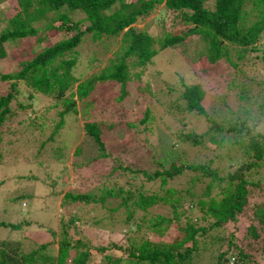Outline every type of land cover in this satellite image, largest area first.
<instances>
[{"label": "rangeland", "instance_id": "obj_1", "mask_svg": "<svg viewBox=\"0 0 264 264\" xmlns=\"http://www.w3.org/2000/svg\"><path fill=\"white\" fill-rule=\"evenodd\" d=\"M214 1L208 0L207 7L213 8ZM16 9L19 10L16 0H0V20L6 23ZM69 17L71 19L63 28L41 29L25 41L8 45V55L0 59V69L14 70L17 64L34 56L41 47L71 37L78 30L77 22L81 21L80 28L91 23L83 11L74 12ZM165 19L170 21L172 17L169 19L168 11L162 4L153 14L133 25L146 26L155 37L166 28L172 31L181 28L179 25L171 27ZM69 25L73 27L68 29ZM121 34L104 36L96 41L92 33L84 35L82 43L77 46L78 62L74 69L81 80L102 71L120 47ZM197 37L161 49L144 68H131L132 77L123 98H120V83L96 81L95 88L84 99L74 97L76 110H67L64 101L66 97H71L70 91L59 98L56 94L49 96L32 90L24 81L16 84L15 95L9 105L13 115L6 121L5 128L0 130V215L7 222L24 219L31 222L22 233L31 239L25 250H30L34 241L37 244L52 242V251L57 253L61 230L71 232L69 237L74 240L83 237L89 240V237H96L99 231L106 242L123 246L135 242L133 244L137 247L144 237L170 243L179 234V227L191 222L207 230L199 233V248L184 264H217L218 255L227 248V236L233 228H210L214 217L204 214L199 208H190L188 203L179 207V216H175L167 203H158L146 210L136 209L135 217L144 214L150 219L164 216L167 220L162 223V233L157 229L137 230L136 225L126 222L131 208L122 203L126 192L108 195L104 201L75 203L67 199L61 204L68 190L100 197L106 195L112 186L117 191L121 186L126 187L129 174L123 169L116 172L123 176H111L107 179L110 181L103 183L108 171L116 164L152 173L159 167V162H163L166 168L173 159L183 163L211 162L218 174L225 176L245 161L246 156L240 144L235 142L236 138L264 134V33L257 40L258 50H249L242 58L238 54L232 56L234 61L239 62L237 67L225 58L210 64L206 56L199 55L202 46ZM190 84H199L204 89L202 103L209 118L179 108L185 104L182 91ZM9 88L10 82L0 79V95ZM147 109L150 117L142 122ZM212 117L223 126L222 131L211 129ZM85 119L106 124L102 133L103 148L92 136L85 135L82 129ZM60 122L62 126L55 132ZM230 126H236L240 131H229ZM191 133L203 134L202 140L195 144L190 137H186ZM78 147L80 151L77 153ZM104 152L108 154L106 160L91 165L92 159ZM78 175L84 179L79 180ZM195 175L196 172L187 170L185 175L168 180L164 187L181 189L194 182V188L202 191L205 184L194 180ZM247 178L262 184L261 188L254 187L249 196L250 206L255 210L264 202V163L248 171ZM147 179L141 170L134 182L138 186L144 184V195L161 190L159 178ZM203 179L208 180L209 177ZM239 220L240 225H235L240 228L235 231L236 242L250 254V259L243 264H264V237L261 235L257 240L246 234L251 222L243 216ZM254 222L263 234L264 227L258 220L254 219ZM17 231L0 227V241L6 240L9 235L13 239L20 237L21 230ZM118 245H112L108 252L115 259L125 258L114 264H127L128 252ZM186 245H191V242ZM3 247L7 248L6 245ZM89 250L92 258L89 264H104L97 247L92 246Z\"/></svg>", "mask_w": 264, "mask_h": 264}, {"label": "trees", "instance_id": "obj_2", "mask_svg": "<svg viewBox=\"0 0 264 264\" xmlns=\"http://www.w3.org/2000/svg\"><path fill=\"white\" fill-rule=\"evenodd\" d=\"M16 1L19 10L11 12L12 16L6 20V23L0 20V23H4L0 28V59L8 55V45H14L19 40L25 41L26 38L41 29L65 27L66 22L71 19L69 15L74 12L83 11L91 23L85 28H80L81 21L77 22L78 30L71 37L41 47L42 49L38 50L34 56L17 64L14 70L2 71L0 69V79L10 82L9 90L0 95V130L5 128L6 121L10 115H13L9 105L14 98V89L19 81H24L32 90L49 96L56 94V97L59 98L64 97L70 91L71 97H66L64 105L67 110L69 108L76 110L77 103L74 97L84 99L91 90L93 91L96 81L120 83V98L125 97L128 92L127 83L132 77L131 68H144L152 62L153 57L161 49L174 47L197 35L199 45L202 46L200 56H206L210 64L225 58L231 61L234 67H237L239 62L234 61L232 56L238 54V57L242 58L245 52L258 50L257 40L264 33V0H215L213 8L207 7L208 0ZM162 4L168 11L169 19L172 17L170 21L165 19V23L170 24L171 27L179 25L180 29L172 31L166 28L160 36L155 37L146 26L133 25L139 19L143 20L153 14L156 8ZM58 21L61 22L59 25ZM72 27L69 25L67 28L71 29ZM89 32L92 33V38L95 41L104 36L122 34L120 47L117 52H114L115 56L109 58L108 64L102 71L81 80V76L78 77L74 70L78 62L79 50H77V46L82 43L84 35ZM204 95L205 91L201 85H187L181 95L185 99L184 107L179 106V108H185L209 118L202 103ZM60 114L63 115L64 112ZM149 117L150 113L147 109L142 122H145ZM211 121L213 122L211 129L223 130V126L214 117L211 118ZM104 125L106 124L103 122L89 119H85L82 123L85 135L92 136L100 148L104 147L102 140ZM61 126L62 122L57 124L55 132ZM228 130L240 131V128L230 126ZM186 137H190L197 144L202 140L203 134L198 136L191 133ZM235 142L240 144V149L243 150L246 159L225 176H220L211 162L183 163L173 159L169 161L170 166L166 168L163 162H159V167L152 173L146 169L116 164L108 171L105 180L115 175L123 176L121 173H116L118 169L127 170L129 176L126 178V187L121 186L117 191L112 186L106 195L100 197L87 192L76 193L68 190L64 193L61 204L65 203L67 199L75 203L104 201L108 195L126 192L122 203L126 207L131 206L126 222L131 226L136 225L135 229L137 230L157 229L162 233L161 230H164L161 227L162 223L167 220L164 216H154L150 219L144 214L135 217L136 209L139 207L146 210L149 206L167 203L172 207L175 216H179V207L188 203L190 208H199L204 214L214 217L210 228H233L227 236V248L220 251L218 255L217 264H243L250 259V254L243 245L236 242L235 231L240 228L235 225H240L239 217H246L251 222L246 234L252 235L257 240H260L261 235L264 237V233L260 234L254 224L255 219L264 227V202L257 205V209L254 210L250 206L249 197L254 187L261 188L262 184L260 181L247 178L248 171L264 163V134L256 133L249 134L246 138L238 137ZM79 151L78 147L76 152ZM107 156L108 154L104 152L97 158H93L91 165L94 166L95 162L105 161ZM141 170L148 177L147 180L159 178L162 191L157 190L153 194L144 195L142 190L144 184L138 186L134 183ZM187 170L196 172L193 179H198L205 184L202 191L198 192L194 188V182L181 189L164 187L168 180L185 175ZM205 177H209V179H203ZM78 179L82 180L84 177L78 175ZM105 180L103 183L110 181ZM80 217L82 218V215ZM30 225L31 222L27 219L20 222H7L0 215V227H10L15 232L21 230L20 237L13 239L9 235L6 240L0 241V264H89L88 261L92 260L89 248L92 246L97 247L98 251L100 250L104 264L120 263L122 259L125 260V258L119 257L115 259L113 254L108 252V248L118 244L106 242L104 236L99 235V231H97L96 237H89V240L83 239L84 237L74 240L69 237L71 232L61 230L57 253L52 251V242L37 244L34 241L31 249L25 250L24 247H27L31 239H28L26 235L23 236L22 233ZM206 230L207 228L204 226H195L194 223L189 222L187 226L179 227V234L170 243L144 237L137 247L133 244L135 242L129 246H118L128 252L127 264H184L192 258L193 251L199 248L197 244L199 233L203 234ZM50 231L56 230L51 229ZM188 242H191V245L185 246V243ZM5 245L7 248L3 247ZM182 247L183 250H181ZM262 249L264 251V238Z\"/></svg>", "mask_w": 264, "mask_h": 264}]
</instances>
